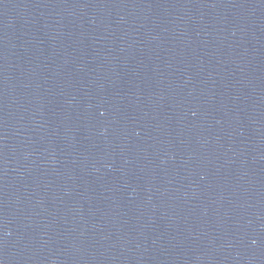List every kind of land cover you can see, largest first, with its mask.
Listing matches in <instances>:
<instances>
[{
  "label": "water",
  "instance_id": "1",
  "mask_svg": "<svg viewBox=\"0 0 264 264\" xmlns=\"http://www.w3.org/2000/svg\"><path fill=\"white\" fill-rule=\"evenodd\" d=\"M0 264H264V0H0Z\"/></svg>",
  "mask_w": 264,
  "mask_h": 264
}]
</instances>
